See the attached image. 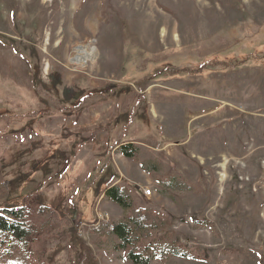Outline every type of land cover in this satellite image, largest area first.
<instances>
[{
    "label": "rangeland",
    "instance_id": "obj_1",
    "mask_svg": "<svg viewBox=\"0 0 264 264\" xmlns=\"http://www.w3.org/2000/svg\"><path fill=\"white\" fill-rule=\"evenodd\" d=\"M81 45L92 62L69 60ZM62 132L20 169L63 225L33 215L39 234L0 264H133L92 229L123 215L105 183L168 217L148 264H264V0H0V184L11 151Z\"/></svg>",
    "mask_w": 264,
    "mask_h": 264
},
{
    "label": "trees",
    "instance_id": "obj_2",
    "mask_svg": "<svg viewBox=\"0 0 264 264\" xmlns=\"http://www.w3.org/2000/svg\"><path fill=\"white\" fill-rule=\"evenodd\" d=\"M228 57L226 56L223 60L216 58L213 61L216 64L226 63L225 61ZM227 65L231 64L228 63ZM199 71L198 69L197 72ZM68 135L70 134L66 135L65 132H62L59 136L60 140L57 138L48 141L42 139L40 140L41 142L35 140L36 142L33 141L30 148L11 151L5 158L2 167L6 170L7 177L0 184V196L5 198V201L0 203V250L5 256L13 257L16 252L25 250L28 238L39 234V231H37L39 226L31 220L33 215L44 216L48 212H51L57 217V228L62 227L64 222L63 215L55 208H51L50 205L38 204L34 200V192L31 190L26 191L28 185L25 182V174L20 169V162L28 153H33L34 151V153L40 154L42 152L40 148L43 145L51 149L53 144H62V139L68 137ZM74 145L76 144L70 147L72 154L75 149ZM131 147L128 144L122 152L127 157L135 158L137 157V148ZM148 162L142 161L140 162V166L146 171H152L151 166L147 164ZM98 163L97 160L93 166L95 171L97 170ZM31 168L44 172V168L35 165L34 162L31 164ZM103 172L101 171L97 176L100 178L99 186L105 182L102 181ZM97 177L95 178L97 179ZM159 178H157L158 181H163ZM100 194H105L107 198L118 204L123 209V215L117 221H99L92 226V229L98 234L114 233L125 245L130 246L127 252L129 261L133 264H148L154 256L152 248L155 241L159 240L161 242L160 239L164 238H160V236L167 234V229L170 225L168 217L164 213L155 211L152 208L135 206L131 191L125 185H119L117 183L110 185L105 183ZM47 223L42 221L40 227L46 228ZM46 232H48V229ZM166 246V249L162 248L160 254L183 255L178 248L177 242H168Z\"/></svg>",
    "mask_w": 264,
    "mask_h": 264
},
{
    "label": "bare ground",
    "instance_id": "obj_3",
    "mask_svg": "<svg viewBox=\"0 0 264 264\" xmlns=\"http://www.w3.org/2000/svg\"><path fill=\"white\" fill-rule=\"evenodd\" d=\"M76 55L70 57L73 63L84 64L86 61L92 62L95 58V50L90 45H81L76 47Z\"/></svg>",
    "mask_w": 264,
    "mask_h": 264
},
{
    "label": "built area",
    "instance_id": "obj_4",
    "mask_svg": "<svg viewBox=\"0 0 264 264\" xmlns=\"http://www.w3.org/2000/svg\"><path fill=\"white\" fill-rule=\"evenodd\" d=\"M143 193H144L146 196H150V195H152V189H151L150 187L144 188V189H143ZM86 227H87V224H86V223H82V224L79 226V228H78L79 233H81V231H83Z\"/></svg>",
    "mask_w": 264,
    "mask_h": 264
},
{
    "label": "crops",
    "instance_id": "obj_5",
    "mask_svg": "<svg viewBox=\"0 0 264 264\" xmlns=\"http://www.w3.org/2000/svg\"><path fill=\"white\" fill-rule=\"evenodd\" d=\"M141 206H144V205H141Z\"/></svg>",
    "mask_w": 264,
    "mask_h": 264
}]
</instances>
